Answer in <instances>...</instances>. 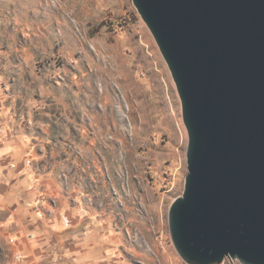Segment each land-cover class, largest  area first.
Listing matches in <instances>:
<instances>
[{"label":"rangeland","instance_id":"rangeland-1","mask_svg":"<svg viewBox=\"0 0 264 264\" xmlns=\"http://www.w3.org/2000/svg\"><path fill=\"white\" fill-rule=\"evenodd\" d=\"M0 98V128L29 138L38 165L130 248L128 264H184L168 212L188 136L132 0H0ZM10 257L0 246V264Z\"/></svg>","mask_w":264,"mask_h":264},{"label":"water","instance_id":"water-1","mask_svg":"<svg viewBox=\"0 0 264 264\" xmlns=\"http://www.w3.org/2000/svg\"><path fill=\"white\" fill-rule=\"evenodd\" d=\"M164 58L187 131L168 212L184 264H264V0H132Z\"/></svg>","mask_w":264,"mask_h":264},{"label":"crops","instance_id":"crops-1","mask_svg":"<svg viewBox=\"0 0 264 264\" xmlns=\"http://www.w3.org/2000/svg\"><path fill=\"white\" fill-rule=\"evenodd\" d=\"M5 113L0 98V125ZM37 157L27 136L0 128V246L10 263L18 253L21 264H128L130 248Z\"/></svg>","mask_w":264,"mask_h":264},{"label":"built area","instance_id":"built-area-1","mask_svg":"<svg viewBox=\"0 0 264 264\" xmlns=\"http://www.w3.org/2000/svg\"><path fill=\"white\" fill-rule=\"evenodd\" d=\"M14 262H15V264H21L23 262V258L18 253H15L14 254Z\"/></svg>","mask_w":264,"mask_h":264},{"label":"bare ground","instance_id":"bare-ground-1","mask_svg":"<svg viewBox=\"0 0 264 264\" xmlns=\"http://www.w3.org/2000/svg\"><path fill=\"white\" fill-rule=\"evenodd\" d=\"M170 102H171V101H170ZM173 105H174V104H173ZM171 106H172V105H171ZM172 109H173V107H172ZM174 117H175V116H174ZM174 119H175V118H174ZM177 121H178V120H177ZM177 121H176V122H177ZM180 121H181V120H180ZM177 123H178V122H177ZM179 124H180V123H179ZM168 125H169V124H168ZM181 132H182V131H181ZM183 133H184V132H183Z\"/></svg>","mask_w":264,"mask_h":264}]
</instances>
